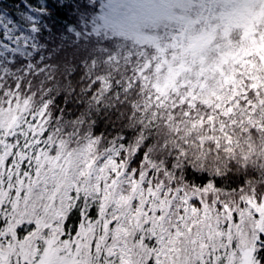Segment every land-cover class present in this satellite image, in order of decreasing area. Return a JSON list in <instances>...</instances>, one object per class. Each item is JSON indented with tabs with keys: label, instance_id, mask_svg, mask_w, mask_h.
<instances>
[{
	"label": "snow or ice",
	"instance_id": "obj_1",
	"mask_svg": "<svg viewBox=\"0 0 264 264\" xmlns=\"http://www.w3.org/2000/svg\"><path fill=\"white\" fill-rule=\"evenodd\" d=\"M0 264H264V0H0Z\"/></svg>",
	"mask_w": 264,
	"mask_h": 264
}]
</instances>
